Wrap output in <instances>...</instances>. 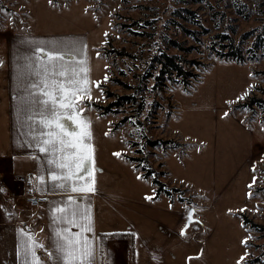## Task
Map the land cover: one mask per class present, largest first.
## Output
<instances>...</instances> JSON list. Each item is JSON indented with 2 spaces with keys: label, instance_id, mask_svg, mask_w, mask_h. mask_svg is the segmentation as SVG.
Here are the masks:
<instances>
[{
  "label": "rangeland",
  "instance_id": "374dc122",
  "mask_svg": "<svg viewBox=\"0 0 264 264\" xmlns=\"http://www.w3.org/2000/svg\"><path fill=\"white\" fill-rule=\"evenodd\" d=\"M27 25L85 26L95 42L103 37L99 52H91L93 82L104 74L101 90L95 86L103 98L93 107L112 119L113 135H97L99 149L111 141L113 151H127L144 170L106 152L101 175L114 206L154 214L151 239L162 258L171 263L180 247L191 252L184 264H238L241 256V264H264V122L258 107H243L264 101V55L252 56L264 32V0H0V45ZM218 35L230 36L245 61L221 56L231 48H221L229 42ZM165 53L192 75L188 87L174 73L158 79L156 61ZM111 103L116 106L104 114ZM98 123L105 131L108 119ZM150 170L171 190L172 198H158L173 207L162 199L159 206L149 203L156 186L153 175L142 174ZM191 208L197 221L184 236L187 219L180 217ZM8 246L0 238V264H9Z\"/></svg>",
  "mask_w": 264,
  "mask_h": 264
},
{
  "label": "crops",
  "instance_id": "0c3cea01",
  "mask_svg": "<svg viewBox=\"0 0 264 264\" xmlns=\"http://www.w3.org/2000/svg\"><path fill=\"white\" fill-rule=\"evenodd\" d=\"M102 38H99L98 43L95 42L91 30L85 26L52 30L27 25L14 39L8 38L6 43L0 45V174L8 187L4 196H0V238L7 246L11 244L6 247L7 251L3 255L9 260V264H65L64 254L57 247L58 243H63L58 233H64L65 229H70L71 233H79L81 229L77 224L84 225L89 222L79 218L86 213H90L92 231H85L82 235L88 237V242L93 245V264H184L191 257V252L185 254L178 247L177 250L173 249L171 263L162 258L160 246L151 239L153 224L156 223L154 214L134 205H128L125 210H122L121 204L114 206L115 199L106 187L107 177L101 175L102 166L106 165V152L116 161L124 164L128 161L134 166L125 157L127 151L115 152L111 149V141L106 150L102 145L99 149L100 139L97 135H103L102 138H111L113 135L112 119H109V115L98 114L93 107L95 102L103 98V94L97 97L95 90L96 87L101 90L104 74L101 79L93 82L91 52H99V46L104 42ZM49 52H59L63 58L49 57ZM52 65L56 66L57 72L60 65L65 66L67 76L57 77L62 80L73 77L75 69V78L87 77V88L90 90V97L85 95L76 101L77 105L84 108L78 119L88 122L91 132L90 140H85V143L92 146L89 172L81 174L82 178H65L64 187L60 186V182L53 181L49 175L51 171H61L56 165L49 164V158L53 154L41 152L36 146L37 141L42 140L40 133H46L49 129L39 119L41 115L48 113L42 104V93L33 85L43 86L44 66L49 68L47 77L52 78ZM83 68L87 71H82ZM100 119H108L105 131L99 130ZM65 123L69 128L79 130L75 121L65 118ZM117 152L120 153L119 156L116 155ZM27 173L33 175L35 192L47 195L50 199L47 205L39 208L41 216L36 219L33 218L36 209L23 200L17 187L18 178ZM41 176L44 177L43 180L40 179ZM11 181H15V184L12 185ZM72 184L77 187L91 184L95 191H72ZM154 195L151 193L147 196V199L151 197V206H159L157 202L162 199L169 207H173L174 203L165 196L153 202ZM69 196L74 199L68 200ZM125 198L124 195L119 203ZM64 206H67L66 212L76 210L75 223L69 224L70 217L55 211L57 207ZM185 216L187 214L184 211L180 220H185ZM25 224H29V230L24 229ZM191 225L187 229L185 225L180 233L185 236ZM116 233L127 234L133 239V254L130 253L128 241L113 238ZM184 236L180 235L179 239L185 241ZM33 252L36 254L35 258ZM200 253L201 257L206 255L204 250ZM241 262L239 260V264Z\"/></svg>",
  "mask_w": 264,
  "mask_h": 264
},
{
  "label": "snow or ice",
  "instance_id": "6c2138e0",
  "mask_svg": "<svg viewBox=\"0 0 264 264\" xmlns=\"http://www.w3.org/2000/svg\"><path fill=\"white\" fill-rule=\"evenodd\" d=\"M38 51L43 52L44 50L38 49ZM47 55L63 58L59 52H49ZM81 70L87 71L86 68ZM44 71L43 86L34 84L33 87L42 93V104L48 115H41L39 119L49 131L40 133L42 140H38L36 146L41 152L53 154L49 158V164L56 165L61 171H51L49 175L53 181L60 182V186L64 187L65 178L78 179L82 178L81 174L89 172L92 146L85 143V140H90L91 132L88 128V122L78 119L79 113L83 112L84 108L77 105L76 101L81 100L85 95L90 97V90L87 88V77L83 79L75 78V69H73V77L66 80L57 78L58 76H67V69L64 65H60L59 72L56 71V66L52 65V78H48L46 75L49 71L48 66H44ZM105 79H107L106 76ZM65 118L68 121H75L79 126V130L69 128L65 123ZM56 153H59V155L57 156ZM116 155L119 156L120 153L117 152ZM40 179L43 180L44 177L41 176ZM71 188L72 191H95L91 184L79 187L72 184ZM73 199L72 196L68 197L70 201ZM148 199H151V197H148ZM66 207H57L55 211L65 213L66 217H70L68 219L69 224L75 223L77 220L76 210L66 212ZM79 218L89 221L84 225L77 224V227L81 229L79 233H71L70 229H65L64 233H58L63 243H58L57 247L64 254L65 264H92L93 245L88 242V237L82 235L85 231H92L91 216L90 213H86ZM242 243L247 246V239ZM32 255L34 258L36 257L35 252ZM245 255H247V252H245ZM243 259L244 256H241L240 260Z\"/></svg>",
  "mask_w": 264,
  "mask_h": 264
},
{
  "label": "trees",
  "instance_id": "16d2710c",
  "mask_svg": "<svg viewBox=\"0 0 264 264\" xmlns=\"http://www.w3.org/2000/svg\"><path fill=\"white\" fill-rule=\"evenodd\" d=\"M195 1L201 2L202 0H195ZM218 37H221L223 40H228V42H229L228 45H221V46H223L221 48L224 49L227 46L229 48H231L226 53H223V51H222V53H220L221 56L227 57V58H232V59H234V61H239V62L245 61V58L243 56V50L241 49V47L234 46V40L230 36L218 35ZM258 52H260L262 55H264V32L257 35V37L253 43L252 56L256 57ZM178 59L179 58H177L176 56H171V55H168L166 53L162 54L161 57H158L156 62L160 66V72H159V75L157 77H158V79H160L162 81L165 76H169V75H172L174 73L178 78H180V83L183 84L184 87H188L190 85L189 77H191L192 75H190L189 72H187L183 69V67L179 63ZM94 106L98 107L96 104H94ZM115 106H116L115 103H111L108 106H104L103 107V110H104L103 113L106 114V113L111 112L112 108H114ZM243 107L247 108L248 110H250L252 112H254L255 107H258L262 113V122H264V101L263 100L252 99L250 102H245L243 104ZM114 112H116V111H114ZM115 127L116 126H114V128ZM157 144H158L157 141L151 142V146H155ZM125 157L130 162L134 163L135 167L137 169H141L139 164H138L139 159L134 158V157H130V156H125ZM141 170L143 171L144 169H141ZM153 174H154V171L150 170V172L143 173L142 177L145 179H149L150 176ZM151 182L154 186H156L154 199H157L161 193H164L167 197H169V199L172 198L171 190L167 189L166 186L164 185V183H162L156 175H153ZM244 222L248 223L247 221H244ZM254 227L262 230V227L259 225L254 224ZM113 238H115L116 240L128 241L130 253L133 254V252H134L133 242H132L133 239L129 238V235L116 233L115 235H113ZM102 240L105 242L104 237H102Z\"/></svg>",
  "mask_w": 264,
  "mask_h": 264
},
{
  "label": "built area",
  "instance_id": "2783aa9c",
  "mask_svg": "<svg viewBox=\"0 0 264 264\" xmlns=\"http://www.w3.org/2000/svg\"><path fill=\"white\" fill-rule=\"evenodd\" d=\"M32 177H33L32 173H27L26 175L19 177L18 186L21 187L20 196L23 198V200L31 208L36 209V212L33 215V218L36 219L41 216V214L39 213V208L43 205H47L50 199L49 196L47 195H40L35 192L32 182ZM7 189L8 187L6 185L5 179L3 175L0 174V196H4L5 192L8 191ZM24 229L29 230L30 229L29 224H25Z\"/></svg>",
  "mask_w": 264,
  "mask_h": 264
},
{
  "label": "water",
  "instance_id": "95a60500",
  "mask_svg": "<svg viewBox=\"0 0 264 264\" xmlns=\"http://www.w3.org/2000/svg\"><path fill=\"white\" fill-rule=\"evenodd\" d=\"M194 214H195V211H194L193 208H191V209L188 210L187 216H186V218H187V220H186V227H185L186 229L189 228L192 223H194V222L197 221V219L194 218Z\"/></svg>",
  "mask_w": 264,
  "mask_h": 264
}]
</instances>
